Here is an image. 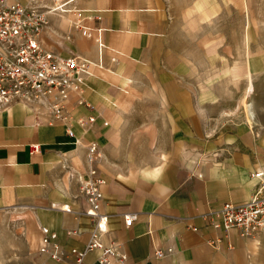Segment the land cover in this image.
<instances>
[{
  "label": "crops",
  "instance_id": "0c3cea01",
  "mask_svg": "<svg viewBox=\"0 0 264 264\" xmlns=\"http://www.w3.org/2000/svg\"><path fill=\"white\" fill-rule=\"evenodd\" d=\"M7 1L53 8V0ZM72 6L83 10L92 38L58 11L48 12L39 38L47 51L89 63L80 91L64 102L67 120L54 118L51 100L0 110L2 262L51 261L40 252L44 229L67 252H85L94 223L80 179L95 169L104 180L99 212L108 216L102 243L117 255L108 264H264V234L210 223L224 203L249 200L251 174L264 169V132L242 108L244 82L258 75L264 0ZM92 144L99 156L91 164ZM129 214L137 215L130 228ZM103 255L88 251L85 263Z\"/></svg>",
  "mask_w": 264,
  "mask_h": 264
},
{
  "label": "built area",
  "instance_id": "2783aa9c",
  "mask_svg": "<svg viewBox=\"0 0 264 264\" xmlns=\"http://www.w3.org/2000/svg\"><path fill=\"white\" fill-rule=\"evenodd\" d=\"M76 0H53V8L33 1L31 5L10 3L0 0V110L8 109L14 103L47 102L51 113L57 120L66 121L64 102L69 92L80 91L81 76L87 74L89 63L77 56L61 57L47 51L40 44L42 30L48 24V12L58 11L72 14L74 26L83 36L92 38L93 33L84 25V12L72 4ZM101 47V41L98 40ZM90 118V121H93ZM79 123H83L81 120ZM70 136H74L69 131ZM33 153L38 151L32 146ZM98 146L92 144L88 152V161L93 163L98 158ZM257 180L249 200L241 203L227 202L211 213L210 223L215 229H236L242 235L252 237L264 234V169L251 174ZM104 180L97 177L92 169L89 177L80 179L82 194L87 198L91 210L88 215L94 223L92 238L85 252H67L59 244L54 243L56 235L44 229V238L40 252L47 254L51 261L42 264H86L85 254L88 251L102 249L100 264H108L116 257L114 248L102 243L108 232V216L99 212L103 199L101 186ZM61 210L70 212L69 206ZM137 220L136 214L125 216V225L130 228ZM157 252V256H164Z\"/></svg>",
  "mask_w": 264,
  "mask_h": 264
},
{
  "label": "rangeland",
  "instance_id": "374dc122",
  "mask_svg": "<svg viewBox=\"0 0 264 264\" xmlns=\"http://www.w3.org/2000/svg\"><path fill=\"white\" fill-rule=\"evenodd\" d=\"M249 49L250 46H244V52L245 51L249 52L250 51ZM254 49H255V54L258 52V56H259V59L256 60L255 62L258 75L248 78V80L244 82V86H245L244 88L246 90V94L244 93V98L242 102L243 117L246 120H249L247 117L249 116L248 111L252 112V108H253L254 111L252 113L254 115L253 118L250 119V121L253 122L254 120L253 126H255L260 131L264 132V45L255 46ZM243 63L245 64L243 66L247 67L246 62L244 61ZM250 80L254 82V88L252 82L249 84ZM4 244H5L4 242L0 241V257L5 253L3 252ZM0 264H6V263H3L2 260L0 259Z\"/></svg>",
  "mask_w": 264,
  "mask_h": 264
},
{
  "label": "bare ground",
  "instance_id": "6f19581e",
  "mask_svg": "<svg viewBox=\"0 0 264 264\" xmlns=\"http://www.w3.org/2000/svg\"><path fill=\"white\" fill-rule=\"evenodd\" d=\"M248 107H249V106H248ZM248 115L250 116V118H251V117L253 118V115H254V114H253L252 112H249V111H248Z\"/></svg>",
  "mask_w": 264,
  "mask_h": 264
}]
</instances>
